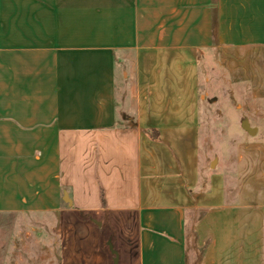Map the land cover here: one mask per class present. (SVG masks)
<instances>
[{"label": "crops", "instance_id": "obj_1", "mask_svg": "<svg viewBox=\"0 0 264 264\" xmlns=\"http://www.w3.org/2000/svg\"><path fill=\"white\" fill-rule=\"evenodd\" d=\"M230 49L264 50V0H0V215L97 213L119 264H264V187L201 166Z\"/></svg>", "mask_w": 264, "mask_h": 264}, {"label": "rangeland", "instance_id": "obj_2", "mask_svg": "<svg viewBox=\"0 0 264 264\" xmlns=\"http://www.w3.org/2000/svg\"><path fill=\"white\" fill-rule=\"evenodd\" d=\"M244 121L257 132L244 129ZM198 138L206 171L224 173L232 188L244 179L264 187V50L204 53ZM101 222L97 213L73 211L2 214L0 264H113L109 241L121 256H135V244L127 249L121 239L129 229Z\"/></svg>", "mask_w": 264, "mask_h": 264}, {"label": "water", "instance_id": "obj_3", "mask_svg": "<svg viewBox=\"0 0 264 264\" xmlns=\"http://www.w3.org/2000/svg\"><path fill=\"white\" fill-rule=\"evenodd\" d=\"M243 128L246 129L250 134L257 132V128H252L247 121H244L242 124ZM214 163V162H213ZM111 252L114 254L113 264H119L120 256L117 250L114 249L112 242H108Z\"/></svg>", "mask_w": 264, "mask_h": 264}, {"label": "trees", "instance_id": "obj_4", "mask_svg": "<svg viewBox=\"0 0 264 264\" xmlns=\"http://www.w3.org/2000/svg\"><path fill=\"white\" fill-rule=\"evenodd\" d=\"M103 203H105L104 199H103Z\"/></svg>", "mask_w": 264, "mask_h": 264}]
</instances>
